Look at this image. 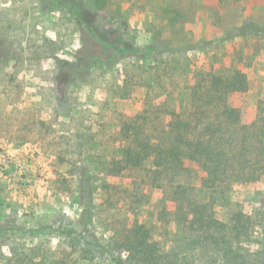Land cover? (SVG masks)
I'll use <instances>...</instances> for the list:
<instances>
[{
	"label": "rangeland",
	"instance_id": "374dc122",
	"mask_svg": "<svg viewBox=\"0 0 264 264\" xmlns=\"http://www.w3.org/2000/svg\"><path fill=\"white\" fill-rule=\"evenodd\" d=\"M245 1L226 8L220 0H0V264L56 260L73 251L72 233H82L84 245L109 237L122 219L114 218L121 183L109 164L121 157L123 116L143 109L147 79L170 60L187 61L189 72L232 56L235 43L209 44L243 19L263 24L261 1ZM90 26L101 37L87 56ZM238 44L249 61L247 45L260 56L240 102L252 114L264 98V38ZM148 45L156 51H144ZM137 72L145 76L132 79ZM234 192L248 213L264 214V179L259 200L250 189ZM259 235L264 245V215Z\"/></svg>",
	"mask_w": 264,
	"mask_h": 264
},
{
	"label": "trees",
	"instance_id": "16d2710c",
	"mask_svg": "<svg viewBox=\"0 0 264 264\" xmlns=\"http://www.w3.org/2000/svg\"><path fill=\"white\" fill-rule=\"evenodd\" d=\"M258 1L264 8V0ZM245 3L220 0L226 8ZM262 27L264 22L250 17L227 27L223 39L209 45L220 49L235 43V53L215 58L211 70L188 72L187 61L173 64L172 59L152 73L143 109L132 119L123 116L121 157L109 164L121 183L116 202L122 212L114 215L122 218L120 225L109 237L93 236L95 244L84 245L82 233H72L71 253L56 260L43 257L40 264H264L259 240L264 214L248 213V202L237 203L234 192L250 189L259 200L264 179V98L252 114L240 103L250 93L248 71L260 56L257 46L247 45L249 61L238 44L250 35L263 39ZM90 29L81 51L87 56L95 52L91 42L101 37ZM140 61L147 62L146 56ZM143 68L138 69L148 72ZM195 72L196 85L189 87ZM144 76L137 72L132 79Z\"/></svg>",
	"mask_w": 264,
	"mask_h": 264
}]
</instances>
